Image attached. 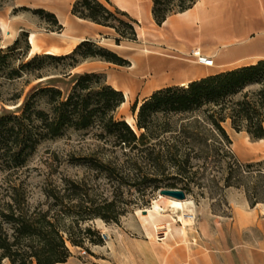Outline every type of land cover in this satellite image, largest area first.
<instances>
[{"label": "trees", "instance_id": "1", "mask_svg": "<svg viewBox=\"0 0 264 264\" xmlns=\"http://www.w3.org/2000/svg\"><path fill=\"white\" fill-rule=\"evenodd\" d=\"M196 2L153 0L154 19L162 25L169 15ZM71 12L114 29L117 44L138 39L137 20L111 0H75ZM51 15L61 30L62 23ZM27 37L24 33L12 45L0 46V76L39 80L22 102L0 108V264H62L72 256V246L104 244L92 221L120 223L128 205L127 186L144 188L148 197L162 188L193 193L195 187L202 192L207 186L236 187L245 190L252 207L264 202V160L238 159L225 127L230 122L253 140L264 139V59L153 91L134 105L139 133L116 116L125 93L103 73H79L66 93L48 72L70 61L64 72L70 76L92 58L130 66L127 57L89 38L67 54L30 55ZM69 129L93 131L97 139L136 156L131 163H88L95 173L83 177L48 165L44 179L33 185L32 173L40 169L29 166L30 157L43 142ZM110 188L112 197L106 193Z\"/></svg>", "mask_w": 264, "mask_h": 264}, {"label": "crops", "instance_id": "2", "mask_svg": "<svg viewBox=\"0 0 264 264\" xmlns=\"http://www.w3.org/2000/svg\"><path fill=\"white\" fill-rule=\"evenodd\" d=\"M112 2L137 20L138 40L115 46L139 42V49L133 52L136 58L124 55L131 59L128 67H139L138 75L148 78L144 98L168 85H184L264 59V0H197L189 9L169 15L162 25L154 19L153 0ZM59 20L63 25L61 39L48 40L50 47L68 51L75 41L77 44L88 38L101 45H113L107 42L115 38V30L110 27L72 12ZM196 48L213 56L214 65L199 63L192 54ZM102 62L92 58L79 66L89 64L87 71H102ZM115 87L127 96L138 86L132 82L128 91ZM228 200L231 216L206 217L198 224L194 222L193 227H184V240L171 242L166 249L151 235L128 240L121 264H264V202L252 207L245 191L234 187ZM71 259L62 264H78ZM108 262L117 264L114 260Z\"/></svg>", "mask_w": 264, "mask_h": 264}, {"label": "rangeland", "instance_id": "3", "mask_svg": "<svg viewBox=\"0 0 264 264\" xmlns=\"http://www.w3.org/2000/svg\"><path fill=\"white\" fill-rule=\"evenodd\" d=\"M180 1L188 4L191 0H173L176 5ZM74 2L75 0H0V46L12 45L24 33H28L27 40L30 44V36L35 33L41 45L39 53H45V50L50 48L48 40L59 41L62 33L51 13L59 19L60 16L71 12ZM81 22L86 23L83 20ZM113 34L117 35L116 32ZM107 42L113 45L104 44V46L116 49L115 51L123 56L126 53L134 58L136 55L133 52H137L140 47L139 42H132L116 48L115 38ZM23 45L24 41L21 43V46ZM17 59L16 64L19 63ZM68 63L70 61L62 62L58 66L53 65L48 70L49 74H55L51 82L59 85L66 93L73 85L75 77L90 68L89 64H82L72 69L71 75L67 76L64 72L68 71ZM99 65L103 70L97 72L103 73L113 86L126 90L132 82L138 86L132 94L125 95V102L116 111L118 118L126 119L138 131L137 112H134L133 108L137 102L140 105L144 99L143 95L148 90L146 87L148 78L138 75L139 67L134 70L128 66L109 64L105 61ZM38 83L39 80L36 79L27 82L26 78L9 80L0 76V108L9 109L17 102H22L30 89ZM19 95L21 97L17 99ZM225 127L233 142L231 148L238 159L244 163L264 160V141L253 140L246 131L235 130L230 122L225 123ZM126 151L97 139L93 131L87 134L84 131L69 129L63 136L43 142L32 154L27 163L32 168L39 167L42 174L34 171L30 182L37 185L44 179L48 165L60 166V171L64 174L83 177L88 173H95L87 165L88 163H131V158L136 156V152ZM3 178L4 175L0 174V181ZM136 187H126L125 199L128 205L125 206L126 213L121 217L120 223L106 222L100 218L92 221L95 228L101 232L104 244L72 246V261L78 264L91 262L108 264V260H114L117 264H121L125 254V242L128 240L147 238L151 235L155 243H162L163 249H166L171 242L184 240L186 234L184 227H193L194 222L198 224L206 217L218 219V216H231L232 207L228 200L231 187L218 190L207 186L203 192L201 188L195 187L193 193H187L185 199L191 201L185 210L177 202L180 199L161 196L159 190L149 197L143 196L144 188L139 191ZM238 189L245 191L242 188ZM106 193L109 197L113 196L111 188ZM35 195V199L40 196L39 192ZM4 264L10 262L5 260Z\"/></svg>", "mask_w": 264, "mask_h": 264}, {"label": "bare ground", "instance_id": "4", "mask_svg": "<svg viewBox=\"0 0 264 264\" xmlns=\"http://www.w3.org/2000/svg\"><path fill=\"white\" fill-rule=\"evenodd\" d=\"M30 44H31L30 55H33L35 53H39L41 51V45H40L35 33H32L31 36H30ZM75 44H76V41L73 44V46L71 47L72 50L71 49L68 50L69 52L67 50H61L62 48L60 49V48H58L56 46H52L49 49L45 50V53H51V54H55V55L67 54V53L72 52L75 49V47L78 45V43L76 45ZM184 85H187V83H185ZM261 141H264V139H261ZM190 201H188L187 199H185V200H183V199L177 200V202L180 203L183 206L184 210H185V208L187 207V205L189 204ZM154 207H157V205H154ZM183 216H184V213H183ZM185 220H186V218H185Z\"/></svg>", "mask_w": 264, "mask_h": 264}, {"label": "water", "instance_id": "5", "mask_svg": "<svg viewBox=\"0 0 264 264\" xmlns=\"http://www.w3.org/2000/svg\"><path fill=\"white\" fill-rule=\"evenodd\" d=\"M159 193L177 199H185L187 197L186 191L180 188H162Z\"/></svg>", "mask_w": 264, "mask_h": 264}, {"label": "built area", "instance_id": "6", "mask_svg": "<svg viewBox=\"0 0 264 264\" xmlns=\"http://www.w3.org/2000/svg\"><path fill=\"white\" fill-rule=\"evenodd\" d=\"M192 54L199 63L206 65V66L214 65V57L204 55L199 48L194 49Z\"/></svg>", "mask_w": 264, "mask_h": 264}]
</instances>
